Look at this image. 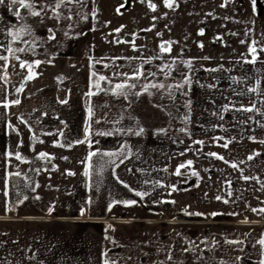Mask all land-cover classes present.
Wrapping results in <instances>:
<instances>
[{"label":"crops","instance_id":"1","mask_svg":"<svg viewBox=\"0 0 264 264\" xmlns=\"http://www.w3.org/2000/svg\"><path fill=\"white\" fill-rule=\"evenodd\" d=\"M249 11L242 32L231 28L241 56L170 60L96 51L95 0L65 11L71 20L0 0V264L264 260V212L252 211L264 209V174L246 165L264 157V0Z\"/></svg>","mask_w":264,"mask_h":264},{"label":"rangeland","instance_id":"2","mask_svg":"<svg viewBox=\"0 0 264 264\" xmlns=\"http://www.w3.org/2000/svg\"><path fill=\"white\" fill-rule=\"evenodd\" d=\"M249 1L169 0L173 7H167L165 0H95L96 51L101 47L114 50L132 48L136 52L145 53L154 50L158 58L164 56L170 60H189L208 56V53L213 54L217 48H221L224 52L222 55L239 57L244 53L240 46L246 45V42L241 33L237 36L231 28L238 25L242 32L250 14ZM201 29L203 34H200ZM175 73L178 76V72ZM171 74V71L167 74L161 70L157 78L167 80ZM139 79H143L141 74ZM238 159L243 162V158ZM249 161L246 159L249 171L264 174V157L260 162L258 160L257 165ZM185 201L183 204H186ZM198 201L195 197H189L188 206H195ZM179 203L180 200L176 206ZM220 217L230 218L228 215Z\"/></svg>","mask_w":264,"mask_h":264},{"label":"snow or ice","instance_id":"3","mask_svg":"<svg viewBox=\"0 0 264 264\" xmlns=\"http://www.w3.org/2000/svg\"><path fill=\"white\" fill-rule=\"evenodd\" d=\"M14 2H15V0H14ZM18 2L21 5V7L25 8L26 10H28L29 15H31V16H36V17L46 16L47 13L49 11H51V13H52L51 18L57 19V20H59V19H67V20L73 19V16L71 14L65 15V11L71 13L73 11V8H74V6L76 4H80L81 6H83V0H43V3H39V4L36 3V0H28V2H26V0H18ZM255 2H256V0H253V5H255ZM165 4H166L167 7H173V4L170 3L169 0H165ZM70 5L73 6V8H70L69 7ZM150 6L153 7V9L155 8L154 5H150ZM121 7H124V5H121ZM117 11H119V8L117 9ZM16 14H17V16L20 15L19 12H17ZM85 18H87V17H85ZM24 31H25V29H23V28L20 29V32H24ZM27 31L30 34L31 29L29 28V29H27ZM117 31H119V29ZM200 34H203V30L202 29H201ZM49 35H50L51 38H54L55 34H54V32L51 29L49 30ZM253 43L255 44V42H253ZM161 47L163 49L164 46L161 45ZM8 51L12 52L13 49L9 48ZM15 51L16 52H22V51H25V49L17 48V49H15ZM251 51L255 54L257 52V49L252 48ZM258 51L264 52V48L259 49ZM6 59H7V57L0 56V60H6ZM17 59H19V57H17ZM245 62L246 63H256L255 55H254V58H253L252 61H245ZM35 63L37 65H39L41 62L40 61H35ZM25 64H26V62H22L21 63V67H24ZM31 78L32 77L30 76L29 79H31ZM101 79H104V78L101 77ZM190 83H191L190 78L189 77H185L184 81H183V84H177V85H175V88L179 89V88L183 87L184 84H190ZM123 87H124L123 84H117L116 85L117 89H120V88H123ZM155 87L164 88L165 85L159 84V85H157ZM17 91H20V89H18ZM250 91H256V89H250ZM12 103L13 104H18V103H20V101L19 100H15V101H12ZM5 106H7V105H5ZM243 110L244 111H253V110L259 111L258 109H255V105H253L250 108H245ZM97 122H99V121H97ZM140 131L142 132L143 130L141 129ZM104 134H107V133H104ZM135 134L139 135L140 132H137ZM262 142H264V141H262ZM197 143H202V142H197ZM224 147H227V144H225ZM97 154L98 153L90 152L89 153V158H91L92 156L97 155ZM40 155L44 156L46 154L41 153ZM107 155H109V156L118 155V153H107ZM209 155L217 156V158L223 159L222 156H218V154H216V153H209ZM248 158L251 160V159H254L255 157L250 155ZM120 162L123 163V160H121ZM113 163H115V161H113ZM187 163H188V165H190L192 162L188 161ZM232 166L233 167H237L236 164H233ZM184 167H185L184 164L179 165L177 167L176 174L177 175L181 174L180 173V169L184 168ZM88 174L89 173L86 170L84 175L87 176ZM193 174L195 175V173H193ZM17 175H19V173H17ZM243 179L247 180V179H251V177H243ZM145 183H147V181H145ZM173 187H175V186H173ZM136 195L141 197V198H143L144 196L148 195V193L147 192H139L138 191V192H136ZM229 195H231V193H229ZM216 199L220 200L221 197H216ZM224 202L227 203L228 201L225 200ZM125 203H127V204H135L136 201H127ZM110 207H111V205H110ZM252 211L264 212V209H259V210L252 209ZM84 212H85V208L82 207L81 208V215H83ZM197 215H202V214L197 213ZM212 215L215 216V215H217V213H212ZM204 243L207 244V241H205ZM229 243L239 244V243H241V241H229ZM258 243L260 245L264 246V239H261ZM194 248H196V245L193 244V245H191V248H186L185 251H190V250H192ZM200 251H207V249L206 248L200 249ZM262 255H264V253H262ZM237 259H239V258H237ZM173 260H174V253H169V255L167 256L165 261H158L157 264H172ZM106 264H108V262H106ZM176 264H180V262L177 261ZM197 264H201V261L199 260V258H198ZM221 264H223V262H221ZM258 264H264V260L258 261Z\"/></svg>","mask_w":264,"mask_h":264}]
</instances>
